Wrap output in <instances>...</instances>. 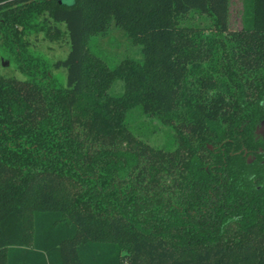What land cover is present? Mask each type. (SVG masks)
<instances>
[{
    "label": "trees",
    "instance_id": "1",
    "mask_svg": "<svg viewBox=\"0 0 264 264\" xmlns=\"http://www.w3.org/2000/svg\"><path fill=\"white\" fill-rule=\"evenodd\" d=\"M230 8L0 0V40L26 74L0 73V264H264V165L248 160L262 142L264 0H243L236 29ZM112 25L140 57L111 65L93 47ZM38 30L66 32L67 55L30 51Z\"/></svg>",
    "mask_w": 264,
    "mask_h": 264
},
{
    "label": "rangeland",
    "instance_id": "2",
    "mask_svg": "<svg viewBox=\"0 0 264 264\" xmlns=\"http://www.w3.org/2000/svg\"><path fill=\"white\" fill-rule=\"evenodd\" d=\"M72 1V0H67ZM231 15L230 28H240L242 25L243 0H231ZM42 18V17H41ZM201 16L196 15L190 19V22L205 23ZM62 29L65 30V25L60 23ZM24 38L29 40V49L34 53L42 54L50 61H55L59 58H64L70 48L68 35L64 32L60 37H54L46 34L44 30L32 31L25 34ZM92 45L95 49L99 48L103 52L104 58L109 64L113 65L122 57L129 55L140 57L142 55L140 45L134 44L127 37L124 31L112 25L106 34L94 37ZM97 47V48H96ZM63 81H66V68H52ZM0 73L5 75H15L19 78L26 77L25 72L19 68L18 62L13 54L7 49L4 42L0 40ZM116 89L121 88V84H117ZM142 122V130L149 134L150 141L155 145H162L169 140V127L163 124L157 117L140 116Z\"/></svg>",
    "mask_w": 264,
    "mask_h": 264
},
{
    "label": "flooded vegetation",
    "instance_id": "3",
    "mask_svg": "<svg viewBox=\"0 0 264 264\" xmlns=\"http://www.w3.org/2000/svg\"><path fill=\"white\" fill-rule=\"evenodd\" d=\"M256 138H261V144L258 145V148L255 149L256 152L248 153V160L252 161L254 159L259 158V162L264 165V117L260 120V122L256 126ZM246 150V154H247ZM259 154V156H258Z\"/></svg>",
    "mask_w": 264,
    "mask_h": 264
},
{
    "label": "water",
    "instance_id": "4",
    "mask_svg": "<svg viewBox=\"0 0 264 264\" xmlns=\"http://www.w3.org/2000/svg\"><path fill=\"white\" fill-rule=\"evenodd\" d=\"M60 1H63V0H60ZM65 2H68V3H71V2H73V0L72 1H67V0H64Z\"/></svg>",
    "mask_w": 264,
    "mask_h": 264
}]
</instances>
